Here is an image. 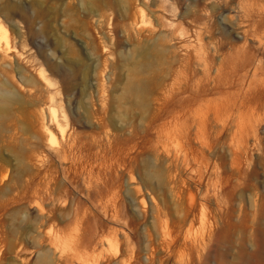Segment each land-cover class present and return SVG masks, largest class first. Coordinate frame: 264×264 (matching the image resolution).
<instances>
[{"label": "rangeland", "instance_id": "obj_1", "mask_svg": "<svg viewBox=\"0 0 264 264\" xmlns=\"http://www.w3.org/2000/svg\"><path fill=\"white\" fill-rule=\"evenodd\" d=\"M0 264H264V0H0Z\"/></svg>", "mask_w": 264, "mask_h": 264}, {"label": "bare ground", "instance_id": "obj_2", "mask_svg": "<svg viewBox=\"0 0 264 264\" xmlns=\"http://www.w3.org/2000/svg\"><path fill=\"white\" fill-rule=\"evenodd\" d=\"M1 27H2V25H1ZM2 29H3L4 33H7V30L5 28L2 27Z\"/></svg>", "mask_w": 264, "mask_h": 264}]
</instances>
